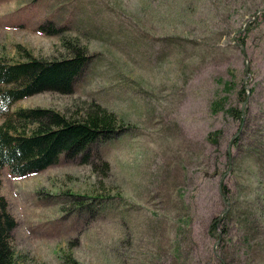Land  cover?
I'll return each instance as SVG.
<instances>
[{
  "label": "rangeland",
  "instance_id": "obj_1",
  "mask_svg": "<svg viewBox=\"0 0 264 264\" xmlns=\"http://www.w3.org/2000/svg\"><path fill=\"white\" fill-rule=\"evenodd\" d=\"M263 8L264 0H0V57L25 61L20 45L60 60L71 41L90 56L72 90L47 87L10 110L82 120L97 105L118 131L90 145L97 156L87 163L63 155L23 177L0 168L16 264H264ZM226 80L225 108L250 115L244 130L210 111ZM224 209L227 232L218 224L212 234Z\"/></svg>",
  "mask_w": 264,
  "mask_h": 264
},
{
  "label": "trees",
  "instance_id": "obj_2",
  "mask_svg": "<svg viewBox=\"0 0 264 264\" xmlns=\"http://www.w3.org/2000/svg\"><path fill=\"white\" fill-rule=\"evenodd\" d=\"M41 27L47 33L60 30L49 25ZM241 41H244V37H241ZM63 44H67L65 39ZM68 46L72 50L71 55L55 61L33 57L20 45H16V51L26 58L25 61L11 62L6 57H0V168L8 167L15 176L23 177L39 171L63 155L66 159L90 162L92 157L97 156L90 145L95 141L109 140L118 132L114 129L113 115L97 105L89 107L82 120H72L51 108L39 106H20L10 110L18 100L47 87L72 90L76 78L90 61V56L83 46L73 41ZM229 81L222 84L221 89L225 93L211 101L210 111L225 112L238 122V127L243 126L244 130L250 123L248 112L242 111L236 105L225 108L230 89ZM244 93L245 90L241 87L238 95L243 102ZM244 115L247 116L245 120ZM220 132H209L207 139L216 142ZM239 138L234 137L232 143L238 142ZM225 190V185H222V192L226 193ZM224 212V215L213 218L209 226L212 234L216 232L218 224L222 225L223 232H227L228 227L224 220L230 217L231 210L224 209ZM248 223L254 227L253 222ZM15 226L16 220L0 196V264H16L9 241ZM218 237L221 238L220 232L217 239Z\"/></svg>",
  "mask_w": 264,
  "mask_h": 264
},
{
  "label": "water",
  "instance_id": "obj_3",
  "mask_svg": "<svg viewBox=\"0 0 264 264\" xmlns=\"http://www.w3.org/2000/svg\"><path fill=\"white\" fill-rule=\"evenodd\" d=\"M261 10H264V8L263 9H261ZM247 68H248V66L246 65V67H245V70H247ZM243 105V104H242ZM243 109V106H241V110ZM218 239H219V237H218Z\"/></svg>",
  "mask_w": 264,
  "mask_h": 264
}]
</instances>
